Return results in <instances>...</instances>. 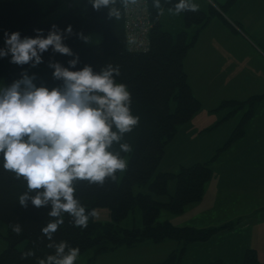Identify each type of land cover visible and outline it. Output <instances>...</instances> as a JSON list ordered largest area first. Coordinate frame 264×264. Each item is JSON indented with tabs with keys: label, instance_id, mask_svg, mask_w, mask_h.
<instances>
[{
	"label": "trees",
	"instance_id": "trees-1",
	"mask_svg": "<svg viewBox=\"0 0 264 264\" xmlns=\"http://www.w3.org/2000/svg\"><path fill=\"white\" fill-rule=\"evenodd\" d=\"M63 1L67 4V9L57 18L44 22ZM142 1L146 10L145 25L149 29L144 37V45L137 46L136 41L127 40L124 9H121L120 18L114 19L108 17L107 9L94 10L89 0H81L76 5L72 0H0V48L5 47V32H19L23 38L34 37L37 35L35 30L41 29L46 36L52 25L61 30L71 25L73 34L66 36L63 42L78 56V63L70 70H79L85 65H90L93 71H99L108 64L119 66L120 75L115 78L116 82L127 86L132 97L131 112L140 118L139 124L130 133H126L122 141L131 147V151L120 153L122 158H127V168L122 176L118 172L115 181L106 180L103 185L81 181L76 185V197L86 210L106 208L113 222L121 221L132 208L137 207L141 212V227L123 229L120 235L115 226L99 224L90 218L87 228H79L74 227L71 217L65 214L64 223L53 239L78 247L80 253L94 248L95 253H99L110 249V246H129L144 241L158 243L169 239L177 243L203 242L218 229L231 228L232 223L206 229L189 225L177 226L168 220L157 219L163 210L179 214L185 206L203 198L205 185L212 176L209 163L242 138L245 125L252 114V104L264 97L263 93L245 101H222L221 107H234L232 113L245 105L247 110L223 146L216 149L208 161L189 166L179 165V170L175 173L157 171L165 158L168 144L177 135L179 128L188 123L201 108V103L192 93L183 67L185 57L195 43L197 31L190 36L185 29L176 33L165 30L160 21L161 14L153 7L152 0ZM234 1L227 0L221 5L208 4L196 12L180 13L185 28L191 25L202 28L213 17L220 18L228 25L221 12H225ZM175 2L177 0H161L163 11L168 10ZM76 33L84 36L99 33L102 39L95 45L86 46ZM73 58L55 53L50 48L42 54L43 62L33 67L31 64L20 66L11 63L9 54L0 57V78L6 87L26 72L30 76L34 74L33 83L37 87H59L62 82L53 78L49 62H59L64 67H70L68 61ZM112 150L119 151V146L114 145ZM171 180L175 182L173 193H169L167 189ZM134 186H146L148 192L134 194ZM26 190L23 178L18 180L13 173L4 170L0 156V222L7 229V246L0 253V264H38L39 259L54 252V249L47 247L48 240L41 232L42 227L53 219L47 215L49 209L35 208L30 202L27 207L21 206L18 198ZM16 223L21 225L20 235L12 231V225ZM181 249L179 255L172 253L161 262L148 264H181L186 247ZM27 251H32L34 255L22 259V253ZM203 264L224 262L215 259ZM241 264H264V260L258 259L254 249L247 248Z\"/></svg>",
	"mask_w": 264,
	"mask_h": 264
},
{
	"label": "clouds",
	"instance_id": "clouds-1",
	"mask_svg": "<svg viewBox=\"0 0 264 264\" xmlns=\"http://www.w3.org/2000/svg\"><path fill=\"white\" fill-rule=\"evenodd\" d=\"M94 10L107 9L108 17L119 19L121 9H128L140 0H89ZM158 14H163L161 0H152ZM199 5L193 0H177L168 11L179 15L196 12ZM34 37L21 38L19 32H5V47L0 57L10 54L16 65L42 63V54L50 48L53 52L73 56L70 67L59 62H49L54 79L61 81L51 89L34 83V74H21L11 85L0 88V156L3 168L16 179L26 182V191L19 204L27 207L48 208L51 218L41 232L47 238L52 254L39 259L38 264H76L80 250L66 241L56 242L53 237L64 223V215L71 217L74 227L87 228L94 210L86 207L76 197V185L81 181L103 185L115 181L118 172H124L127 161L120 153L131 151L124 135L139 124V116L131 112L132 97L127 86L116 82L119 66L108 64L99 71L90 65L70 70L78 63V56L63 42L73 34L71 25L63 30L52 25L47 35L36 29ZM77 37L88 41L82 33ZM118 145L119 151H113ZM16 235L21 225H12ZM34 255L22 253L21 258Z\"/></svg>",
	"mask_w": 264,
	"mask_h": 264
},
{
	"label": "rangeland",
	"instance_id": "rangeland-1",
	"mask_svg": "<svg viewBox=\"0 0 264 264\" xmlns=\"http://www.w3.org/2000/svg\"><path fill=\"white\" fill-rule=\"evenodd\" d=\"M76 5L81 3V0H72ZM195 3V2H194ZM67 9V4L63 1L58 9L51 15L44 19V22H49L57 18L61 13ZM160 21L162 27L176 33L182 29L188 31L191 36L197 30L196 25H191L185 28L182 15H175L170 13L168 10L163 11L160 15ZM88 41L83 40L84 45L90 46L99 43L102 39L99 33H88L85 35ZM241 75H245L241 72ZM240 77H236L235 86H229L232 90H235L236 97L241 99L244 97V93L239 90ZM207 88L202 92L201 88L193 87V93L195 98L201 103L200 110L192 118L193 124H201L204 116L219 112L217 118L220 120L227 119L222 123V128L228 126L231 127L230 132L224 133L220 131V136L214 139L209 136H213L218 131H210L198 134L197 136L189 135L190 145L203 144V143H221L217 148L223 146L226 140L229 138L232 130L236 127L242 114L237 113V117L234 118L232 113L234 107H221L222 101H229L227 98H222L219 91H216V85L211 82L207 83ZM4 87V81L0 78V88ZM207 92V93H204ZM243 101V100H241ZM246 110H247V105ZM244 106V107H245ZM220 107V108H219ZM216 108H219L218 110ZM243 108V107H242ZM241 108V109H242ZM240 110V109H239ZM245 110V111H246ZM230 112L232 114H230ZM238 140H241L240 138ZM236 140L227 149L219 153L216 160L209 163V167L212 169V179L210 178L205 186V200L203 203H190L184 207L183 211L179 214H172L165 210L161 211L158 215V221H170L173 225H189L194 228H212L220 227L225 224H231V228L218 229L208 240L203 242H191L183 243L176 242L174 240H163L158 243L152 241H144L142 243H136L133 245H118L117 247H111L110 249L103 250L102 252L95 253L96 249H89L79 254L76 264H148L157 263L166 259L170 254L174 253L179 255L182 251V247H186V251L183 252L181 257V264H203L215 259H221L224 264H241L243 260L244 251L247 248H256L259 251L261 239L264 241L263 235H257L249 233L246 227L250 224L255 225L264 216V195L261 193L255 194V187L246 185L248 177L243 175L242 182L243 187L229 188L228 185L233 186L234 182L238 180L239 168H232L231 173L228 171L227 166H234L240 154H238V144L240 141ZM239 143H238V142ZM216 148V149H217ZM215 149V150H216ZM214 151V150H213ZM208 156H201L202 159H207ZM179 157V156H172ZM194 156H189L185 159V163L179 162L173 164L171 168L178 172L179 165L189 166V161L193 160ZM169 157H165L157 171H163L168 169L166 167V161ZM127 161V158H124ZM178 159V158H177ZM197 159V158H196ZM198 161L194 160V162ZM192 165V164H190ZM169 168V169H171ZM175 173V172H174ZM230 173V176H229ZM123 172H120V177ZM152 179V178H151ZM252 180H254L252 178ZM210 181V182H209ZM169 193H173L175 190V182L169 181L167 184ZM134 194L138 192L147 193V187L132 188ZM155 197V196H154ZM157 198V197H156ZM166 199V198H165ZM96 216L92 220L99 224H111L121 230L132 229L141 227V212L139 208L134 207L129 214L118 222H113L106 208L100 207L94 210ZM245 224V225H244ZM261 223L257 224L259 226ZM258 228V227H257ZM254 226L250 228L253 232ZM249 230V231H250ZM7 233L6 226L0 222V253L6 248L7 243L5 236ZM186 244V245H183ZM252 247H251V246Z\"/></svg>",
	"mask_w": 264,
	"mask_h": 264
},
{
	"label": "crops",
	"instance_id": "crops-1",
	"mask_svg": "<svg viewBox=\"0 0 264 264\" xmlns=\"http://www.w3.org/2000/svg\"><path fill=\"white\" fill-rule=\"evenodd\" d=\"M226 1L193 0L200 9H204L208 4L221 5ZM221 14L229 24H224L220 18L213 17L207 25L197 28L195 43L185 57L183 67L192 93L193 87H197V89L200 87L202 92L206 90L207 83L211 80L214 85L217 84L216 91L220 92L219 96L228 100L245 101L251 96L263 94L264 0H235ZM241 72L245 75L244 77ZM238 76L240 77L238 88L244 93V97L241 99H238L235 90L229 87L235 86L234 79ZM251 108L252 114L245 125L244 135L240 138L241 140H238L240 143L237 141L239 143L238 154L240 155L233 167L227 166L230 173L232 168H239L238 180L234 182L233 186L228 185L227 187L228 189L243 187L242 178L243 175H246L248 177L246 185L255 187V194L264 195V97L255 101ZM245 110L246 106L238 110L234 114V118L237 117L238 112L243 114ZM217 114H219L218 111L204 116L201 124L198 125H192L191 119L179 128L177 135L166 148L165 157L169 158L165 163L168 169L163 171L176 172L171 168L173 164L177 163L176 160H180L179 162L184 164L185 159L189 156H194L193 160L189 161V165L209 160L221 143L190 145L189 135L193 137L203 131L218 130L216 134L209 136L216 139L220 136L221 130L224 133L230 132V126L221 129L222 123L227 119L220 120L217 118ZM211 151L213 152L207 159H202L201 156H208ZM196 158L198 161L194 162L197 160ZM205 197L206 194L204 193L203 198L197 203H203ZM259 223L261 224L257 226ZM252 226L255 227L253 232L250 230ZM246 229L256 237L263 235L264 216L255 225H248ZM261 240L259 251L250 245L251 249L256 251L260 261L264 260V241Z\"/></svg>",
	"mask_w": 264,
	"mask_h": 264
},
{
	"label": "built area",
	"instance_id": "built-area-1",
	"mask_svg": "<svg viewBox=\"0 0 264 264\" xmlns=\"http://www.w3.org/2000/svg\"><path fill=\"white\" fill-rule=\"evenodd\" d=\"M146 10L144 7V1L140 0V3L135 6H130L128 9H124L125 17V34L128 41H136L137 46L144 45V37L148 32L146 24ZM128 14V17L125 16Z\"/></svg>",
	"mask_w": 264,
	"mask_h": 264
},
{
	"label": "bare ground",
	"instance_id": "bare-ground-1",
	"mask_svg": "<svg viewBox=\"0 0 264 264\" xmlns=\"http://www.w3.org/2000/svg\"><path fill=\"white\" fill-rule=\"evenodd\" d=\"M126 17H128V14H125Z\"/></svg>",
	"mask_w": 264,
	"mask_h": 264
}]
</instances>
